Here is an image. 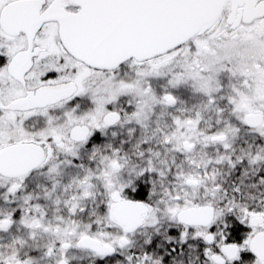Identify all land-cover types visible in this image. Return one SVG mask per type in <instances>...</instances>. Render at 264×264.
Returning a JSON list of instances; mask_svg holds the SVG:
<instances>
[{
	"label": "snow or ice",
	"instance_id": "1",
	"mask_svg": "<svg viewBox=\"0 0 264 264\" xmlns=\"http://www.w3.org/2000/svg\"><path fill=\"white\" fill-rule=\"evenodd\" d=\"M0 264H264V0H0Z\"/></svg>",
	"mask_w": 264,
	"mask_h": 264
}]
</instances>
